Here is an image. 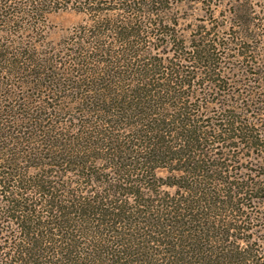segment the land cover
I'll return each mask as SVG.
<instances>
[{
	"label": "trees",
	"instance_id": "16d2710c",
	"mask_svg": "<svg viewBox=\"0 0 264 264\" xmlns=\"http://www.w3.org/2000/svg\"><path fill=\"white\" fill-rule=\"evenodd\" d=\"M170 4L0 0V264H264V0Z\"/></svg>",
	"mask_w": 264,
	"mask_h": 264
},
{
	"label": "rangeland",
	"instance_id": "374dc122",
	"mask_svg": "<svg viewBox=\"0 0 264 264\" xmlns=\"http://www.w3.org/2000/svg\"><path fill=\"white\" fill-rule=\"evenodd\" d=\"M169 16L171 19L178 21L184 29L193 27L197 23L203 22L209 16H221V14L228 13V5L218 4L209 6L208 2L211 0H170ZM214 7V8H213ZM82 13L76 12L72 9L58 10L48 15L49 23V39L56 41L66 35L72 26L81 21ZM172 191L171 188H169Z\"/></svg>",
	"mask_w": 264,
	"mask_h": 264
}]
</instances>
